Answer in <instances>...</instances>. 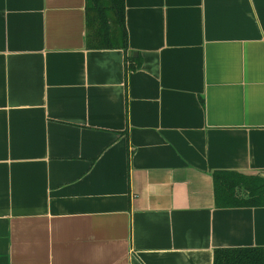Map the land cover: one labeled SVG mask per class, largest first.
I'll use <instances>...</instances> for the list:
<instances>
[{
  "label": "crops",
  "instance_id": "0c3cea01",
  "mask_svg": "<svg viewBox=\"0 0 264 264\" xmlns=\"http://www.w3.org/2000/svg\"><path fill=\"white\" fill-rule=\"evenodd\" d=\"M124 7L126 49L89 48L85 0H0V264L264 246V206L212 184L264 177V0Z\"/></svg>",
  "mask_w": 264,
  "mask_h": 264
},
{
  "label": "trees",
  "instance_id": "16d2710c",
  "mask_svg": "<svg viewBox=\"0 0 264 264\" xmlns=\"http://www.w3.org/2000/svg\"><path fill=\"white\" fill-rule=\"evenodd\" d=\"M124 9V0H85L86 46L126 49ZM212 184L218 207L264 206V177L260 174L215 170ZM212 264H264V246L216 248Z\"/></svg>",
  "mask_w": 264,
  "mask_h": 264
},
{
  "label": "rangeland",
  "instance_id": "374dc122",
  "mask_svg": "<svg viewBox=\"0 0 264 264\" xmlns=\"http://www.w3.org/2000/svg\"><path fill=\"white\" fill-rule=\"evenodd\" d=\"M115 31V30H114Z\"/></svg>",
  "mask_w": 264,
  "mask_h": 264
}]
</instances>
